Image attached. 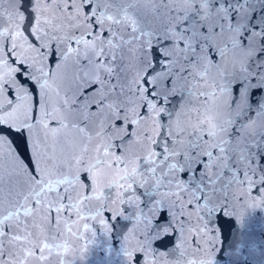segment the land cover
<instances>
[{"label":"snow or ice","instance_id":"snow-or-ice-1","mask_svg":"<svg viewBox=\"0 0 264 264\" xmlns=\"http://www.w3.org/2000/svg\"><path fill=\"white\" fill-rule=\"evenodd\" d=\"M249 205L264 0H0V264H76L118 218L124 264H212Z\"/></svg>","mask_w":264,"mask_h":264},{"label":"water","instance_id":"water-1","mask_svg":"<svg viewBox=\"0 0 264 264\" xmlns=\"http://www.w3.org/2000/svg\"><path fill=\"white\" fill-rule=\"evenodd\" d=\"M232 215V228L227 234L219 230L208 245L212 264H264V207L239 206ZM126 227L127 222L119 218L108 234L97 226L95 237L76 264H124L121 248ZM85 243L80 241V246Z\"/></svg>","mask_w":264,"mask_h":264}]
</instances>
